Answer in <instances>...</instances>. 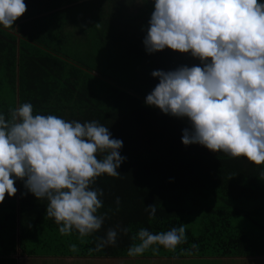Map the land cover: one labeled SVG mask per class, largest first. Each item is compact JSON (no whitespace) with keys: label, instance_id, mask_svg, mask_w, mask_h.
I'll list each match as a JSON object with an SVG mask.
<instances>
[{"label":"trees","instance_id":"obj_1","mask_svg":"<svg viewBox=\"0 0 264 264\" xmlns=\"http://www.w3.org/2000/svg\"><path fill=\"white\" fill-rule=\"evenodd\" d=\"M24 2L26 12L12 28L0 25V113L7 116L31 103L34 114L96 120L109 128L112 138L123 141L120 155L127 159L119 177L102 175L93 185L103 190L98 214L105 220L83 240L75 231L61 235L54 219L46 216L48 202L16 181V195H6L0 203V258L18 253L129 258L139 229L157 233L185 227L196 214L205 219L203 227L199 232L185 228L186 242L175 251L154 245L136 257L264 256V165L198 144L185 146L181 137L189 127L187 119L144 103L158 84L154 70L200 63L170 49L145 51L154 0ZM127 60L134 72L125 68ZM153 204L156 214L150 218L146 207ZM235 217L249 220L253 228L239 229ZM109 228L117 230L116 243L96 251L97 237Z\"/></svg>","mask_w":264,"mask_h":264},{"label":"clouds","instance_id":"obj_2","mask_svg":"<svg viewBox=\"0 0 264 264\" xmlns=\"http://www.w3.org/2000/svg\"><path fill=\"white\" fill-rule=\"evenodd\" d=\"M24 0H0V25L12 28L26 12ZM97 26H99L97 24ZM148 54L170 49L190 54L199 65L154 70L159 83L147 106L187 119L185 146L198 144L233 159L264 165V3L258 0H154L147 34ZM123 141L112 138L96 120L79 122L34 114L31 103L0 113V203L17 193L16 181L37 200H46V216L61 235L81 240L98 232L105 220L102 175L119 177ZM264 176V170L260 173ZM120 204V198H116ZM150 218L155 204L146 207ZM125 234L129 229H121ZM117 230L97 237L96 251L114 245ZM128 249L143 255L154 245L169 251L186 242L183 225L153 233L141 228ZM76 251V245L70 246ZM193 248L198 245L193 244ZM153 248V251H156Z\"/></svg>","mask_w":264,"mask_h":264},{"label":"crops","instance_id":"obj_3","mask_svg":"<svg viewBox=\"0 0 264 264\" xmlns=\"http://www.w3.org/2000/svg\"><path fill=\"white\" fill-rule=\"evenodd\" d=\"M189 217V216H188ZM185 228L195 232L201 230L204 225L202 216L189 217ZM200 219V220H199ZM193 222L198 227H193ZM197 231H196V230ZM59 261V262H56ZM264 264L262 257H189V258H166V257H50L28 256L18 253L9 257L0 258V264Z\"/></svg>","mask_w":264,"mask_h":264},{"label":"rangeland","instance_id":"obj_4","mask_svg":"<svg viewBox=\"0 0 264 264\" xmlns=\"http://www.w3.org/2000/svg\"><path fill=\"white\" fill-rule=\"evenodd\" d=\"M127 62H129L128 60H127ZM130 63V62H129ZM125 68L127 69H130L132 72H134L135 71V68H134V66L130 63V64H127V65H125ZM175 68L172 66V64H170L169 66H167L165 69H164V71H169V70H174ZM154 81L156 82V83H159V80H158V78H155L154 79ZM131 85L133 86V83H131ZM210 206V203H208V205H207V207H209ZM236 219H235V225L239 228V229H247V230H251L252 228H253V223L252 222H250L249 220H246V219H244V218H242V217H235ZM200 220V219H199ZM191 221V220H190ZM193 227H198V224L197 223H195V222H193ZM196 230V229H195ZM197 231V230H196ZM197 232H199V231H197ZM56 262H59V261H56ZM56 262L55 263H53V264H56Z\"/></svg>","mask_w":264,"mask_h":264}]
</instances>
